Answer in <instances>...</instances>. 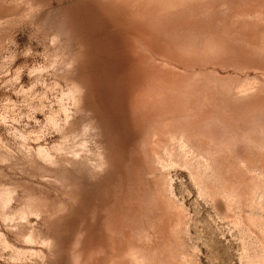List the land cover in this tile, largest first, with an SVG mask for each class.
I'll return each mask as SVG.
<instances>
[{
  "label": "rangeland",
  "instance_id": "rangeland-1",
  "mask_svg": "<svg viewBox=\"0 0 264 264\" xmlns=\"http://www.w3.org/2000/svg\"><path fill=\"white\" fill-rule=\"evenodd\" d=\"M0 264H264V0H0Z\"/></svg>",
  "mask_w": 264,
  "mask_h": 264
}]
</instances>
